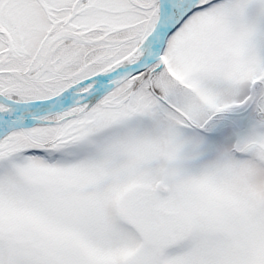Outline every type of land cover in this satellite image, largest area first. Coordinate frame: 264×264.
Instances as JSON below:
<instances>
[{
	"label": "snow or ice",
	"instance_id": "obj_1",
	"mask_svg": "<svg viewBox=\"0 0 264 264\" xmlns=\"http://www.w3.org/2000/svg\"><path fill=\"white\" fill-rule=\"evenodd\" d=\"M0 264H264V0H0Z\"/></svg>",
	"mask_w": 264,
	"mask_h": 264
}]
</instances>
